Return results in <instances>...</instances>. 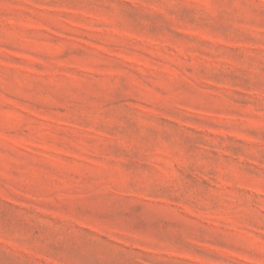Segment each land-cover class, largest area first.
Returning a JSON list of instances; mask_svg holds the SVG:
<instances>
[{
	"label": "rangeland",
	"instance_id": "obj_1",
	"mask_svg": "<svg viewBox=\"0 0 264 264\" xmlns=\"http://www.w3.org/2000/svg\"><path fill=\"white\" fill-rule=\"evenodd\" d=\"M0 264H264V0H0Z\"/></svg>",
	"mask_w": 264,
	"mask_h": 264
}]
</instances>
